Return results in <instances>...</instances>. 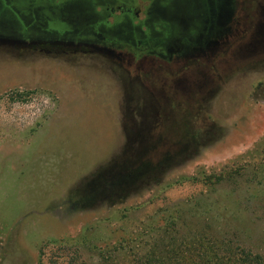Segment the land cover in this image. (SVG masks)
I'll return each instance as SVG.
<instances>
[{
	"label": "rangeland",
	"instance_id": "374dc122",
	"mask_svg": "<svg viewBox=\"0 0 264 264\" xmlns=\"http://www.w3.org/2000/svg\"><path fill=\"white\" fill-rule=\"evenodd\" d=\"M222 4L154 11L166 45ZM224 20L170 59L11 39L0 20V264H147L204 232L264 264V0H231Z\"/></svg>",
	"mask_w": 264,
	"mask_h": 264
},
{
	"label": "flooded vegetation",
	"instance_id": "af4514ba",
	"mask_svg": "<svg viewBox=\"0 0 264 264\" xmlns=\"http://www.w3.org/2000/svg\"><path fill=\"white\" fill-rule=\"evenodd\" d=\"M149 4L144 11L143 18L128 17L126 14H137L135 0H0V20H13L14 36L11 39L36 41L59 42L69 45H83L105 50L117 48H128L135 53H157L162 58L181 56L185 52L200 50L201 44L197 45L195 37H176L172 43L166 45L165 39L159 50H155L152 44L153 39L147 38L144 42H136L134 38L124 35L132 34L133 31L143 30L131 25L130 20H145L143 25L147 27L152 20H168L163 16L154 15V11L165 12L170 6L171 0H148ZM166 3L164 6L163 3ZM229 3V0H228ZM228 5V4H227ZM227 5L222 6L219 12L210 14L205 22L204 31L210 33L212 24L217 23L220 37L223 33L224 17L227 14ZM115 15V16H114ZM118 15V16H116ZM122 17H121V16ZM175 19V18H174ZM190 20L182 16L175 20ZM58 20L67 25L63 30L51 28L47 22ZM100 20H124L118 26L108 29L102 24L95 29L94 25ZM213 20H215L213 22ZM189 25V23H188ZM187 25V27H189ZM162 34V33H161ZM202 35V33H199ZM131 37V36H130ZM0 38H8L0 32ZM150 43V44H149ZM211 43L210 40H203L204 48Z\"/></svg>",
	"mask_w": 264,
	"mask_h": 264
},
{
	"label": "trees",
	"instance_id": "16d2710c",
	"mask_svg": "<svg viewBox=\"0 0 264 264\" xmlns=\"http://www.w3.org/2000/svg\"><path fill=\"white\" fill-rule=\"evenodd\" d=\"M230 1L227 5V11L230 9ZM167 1L163 3L165 6ZM214 14L217 11H213ZM227 13V12H226ZM128 17H135L136 14H126ZM115 16V15H114ZM118 16V15H116ZM121 16V15H120ZM123 16V15H122ZM121 16V17H122ZM124 20H100L99 23L94 25L95 29L102 24L105 28H109L112 26H118L120 22ZM132 21L131 25L137 27L138 29L143 30V36H140V32L133 31L132 34L125 33L127 37L134 38L136 42L141 40L142 42L145 39H153L152 44L155 45L154 49L159 50L160 45H162L163 41L168 37L167 29L164 28L161 20H152L147 27L143 25L145 20H130ZM215 20H213L214 22ZM51 28L63 30L66 27L65 22H61L58 20H53L47 22ZM212 29L210 33L207 31H202V35H198L195 39L198 44H201V48H204L203 40L208 39L211 43L218 41L220 34H217L219 27H217V23L212 24ZM162 33V34H161ZM153 34V35H152ZM131 36V37H130ZM210 43V44H211ZM150 44V43H149ZM133 172H131V175ZM130 173H127L125 178H129ZM131 177V176H130ZM224 176H216L214 180H208L209 184H216L220 181H224ZM185 180H195L196 178H183ZM210 233H200L199 235H194L188 240L185 238H179L178 243H163L161 242V247L158 250L159 256L156 260L148 259L147 264H263L262 258L260 255L255 254L250 249L240 246L239 244H235L228 240H221L219 237L215 235H210ZM185 241V242H183ZM155 255V254H153ZM151 257V256H150Z\"/></svg>",
	"mask_w": 264,
	"mask_h": 264
}]
</instances>
